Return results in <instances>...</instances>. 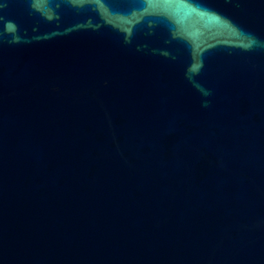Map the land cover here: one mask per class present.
<instances>
[{"label": "water", "instance_id": "1", "mask_svg": "<svg viewBox=\"0 0 264 264\" xmlns=\"http://www.w3.org/2000/svg\"><path fill=\"white\" fill-rule=\"evenodd\" d=\"M0 264H264V0H0Z\"/></svg>", "mask_w": 264, "mask_h": 264}]
</instances>
